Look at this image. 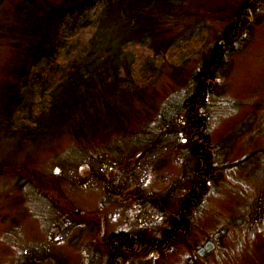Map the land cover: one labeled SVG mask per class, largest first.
I'll use <instances>...</instances> for the list:
<instances>
[{"label":"rangeland","instance_id":"rangeland-1","mask_svg":"<svg viewBox=\"0 0 264 264\" xmlns=\"http://www.w3.org/2000/svg\"><path fill=\"white\" fill-rule=\"evenodd\" d=\"M62 1L0 0V264H264V0H159L140 15L137 0H115L101 19V3L83 12L105 30L101 78L105 65L117 67L112 73L132 75L140 91L105 94L110 107L70 124L53 109L94 106V83L54 102L53 85L27 105L8 99L50 84L44 76L28 85L30 47L46 29L44 11ZM234 23L239 38L211 67L197 109L214 180L198 197L189 232L166 241L170 216L207 174L189 153L185 100ZM169 120L176 131L166 130ZM112 234L147 245L110 243Z\"/></svg>","mask_w":264,"mask_h":264},{"label":"trees","instance_id":"trees-1","mask_svg":"<svg viewBox=\"0 0 264 264\" xmlns=\"http://www.w3.org/2000/svg\"><path fill=\"white\" fill-rule=\"evenodd\" d=\"M137 1L139 2L138 5H142V8H136L137 6L135 7V10L138 11L137 14L140 15L142 14V12H146V9L150 8V6L154 2H157L159 0ZM159 2L165 4L166 2L171 3V0H160ZM98 3H101V5L96 10L97 13H101L98 19H101V17H103V14L114 10L112 6L115 3V0H63L60 5L58 4L57 6L50 9V11H44L45 18L47 19H45L44 23L46 29L38 37L35 45L33 47H30L33 55L31 58L32 62L30 64V67L28 68V70L31 69V72L29 78H27V81L28 85L31 83L33 87L38 85V80H40L44 76L51 82L47 86H42L40 91H34L33 93L32 91L27 92L26 90H29V88H27L25 89L26 93H17V95H15L14 97L8 98L9 101L13 102V99H17V104L21 103V106L22 104L27 105L28 101L33 98L31 95L36 94V96H42L41 99H43L45 92L48 91L50 89V86L53 85L54 87L50 90L49 97L51 96L50 101L52 100L54 102L55 99L53 96L55 94L56 100L58 97H61L63 99L64 94L68 95L70 93H76L80 90V88L87 84L85 86L87 87L85 90L86 93V91L89 89V84L93 86L94 83V90L97 93L100 92L101 94V97L96 96L95 98H93L94 106H90L89 109L85 110V107L78 108L74 105H62V107H57L56 105V108L53 109L57 112L61 110L59 111L60 120L66 116L64 123L70 124L71 121L78 120L80 117L84 116L86 112L90 111L93 113L94 118L96 119V112L99 113L105 106L110 107L112 104L104 99L105 94H107V96L118 93L122 94L120 92H127L126 89L130 88V86L133 85H135V92H138L140 86L138 87V85L136 84L139 83L135 82V79L132 75L130 76V74H126L124 76H121L118 72L112 73V71L114 72L117 67L105 65L106 68H103L107 71L108 76H105L104 79H102L100 71L97 70L96 64L101 58V55L105 53V30L102 28V23L98 19L95 21H87L86 18L83 17V12L95 7V5H97ZM246 8L248 7L245 6L244 9ZM140 9H143L142 12L140 11ZM19 10L20 13H23L21 9ZM32 16H34L32 12L26 13L22 18L24 20V23L25 18H27V20H30ZM240 17L242 16L240 13H238L237 20H239ZM235 23L234 25L231 24L229 26V29L226 31L227 34L224 35L226 48L222 50L220 48L221 45L215 47L211 53V59L209 58L205 61V63H203V71L201 70L202 72L199 73L196 77L197 87L194 95L197 96V100H193L190 98L185 100L186 107H188V110H190V112L194 114L186 118V131L190 149L189 153L198 166L200 176L204 171L207 174L204 177V180H202V184L201 181H196L195 184H193V187L195 189L193 188V190L185 196L186 200L182 202L181 211H177L175 215L173 214L172 216H170L168 224L172 228L173 232H168V230L164 232V240L166 241H169V238H171L170 234L172 235L175 232L178 234L180 232L185 234L189 232V216L196 209V206L201 199H198V197L202 196L204 191L207 189L206 182H213L214 180L213 171L215 165L214 159H212V151H210L211 140L205 134V123L199 118L200 112L197 113V109H199V107L201 109V107L205 104L208 93L207 86L210 84L209 75L211 72V67L213 66L214 68L215 65H219L221 63L222 53L223 51L231 49L230 43L234 40V36L236 39L239 38V30L236 29L238 28V25H236ZM239 23L240 21L237 22V24ZM30 31L31 30H28L27 32ZM37 35V32L33 31V38ZM146 66L147 69H141L140 71L141 82H146L147 78H149V65ZM97 78L100 80V83L94 81ZM24 86L27 85L20 84L18 89L20 88L21 91H24ZM211 86L213 87V85ZM58 90L62 91V93L56 92ZM102 96L104 97L102 98ZM74 97H76V95H71L65 99L69 101ZM82 100L83 99H81V101ZM64 103L65 102H62V104ZM16 118H18L19 120L22 119V117ZM30 118L32 119V117ZM172 126H174V128ZM170 127H172L174 131H176L178 128L169 120L166 130H170ZM192 133H195V135L193 136ZM200 176L198 178H200ZM222 235L223 233H219L216 236V243H218L217 245L220 244ZM109 237L110 238H108V241L110 243L112 242V237L115 240V243L122 244L123 247H129L128 241L130 242V239H132L128 235L125 236V234H112ZM131 241L133 242V246L137 245V243L138 246L147 245L144 244V242H136V239H132ZM150 244L152 245V248H155L158 243L156 242L152 244L150 242ZM213 249L214 247L204 250L205 256H209L208 254L212 252ZM138 254H142V252Z\"/></svg>","mask_w":264,"mask_h":264},{"label":"bare ground","instance_id":"bare-ground-1","mask_svg":"<svg viewBox=\"0 0 264 264\" xmlns=\"http://www.w3.org/2000/svg\"><path fill=\"white\" fill-rule=\"evenodd\" d=\"M190 99H193V100H197V96H195V95H192L191 97H190ZM197 102V101H196ZM195 111V110H194ZM191 114H193L192 112H191ZM194 115V114H193ZM189 115H188V113L186 114V118L188 117ZM202 121H203V119H202V116L200 115V117H199ZM192 135L194 136L195 135V133H192ZM211 146V145H210ZM214 152V151H213ZM210 248H212V247H210Z\"/></svg>","mask_w":264,"mask_h":264},{"label":"flooded vegetation","instance_id":"flooded-vegetation-1","mask_svg":"<svg viewBox=\"0 0 264 264\" xmlns=\"http://www.w3.org/2000/svg\"><path fill=\"white\" fill-rule=\"evenodd\" d=\"M234 41L236 40V38H235V36H234ZM224 43V42H223ZM226 43V42H225ZM229 43V42H228ZM227 51V50H226ZM223 52H225V51H223ZM210 59H211V57H209ZM206 61V60H205ZM205 61H204V63H205ZM204 67V65L202 66V68ZM102 236V235H101Z\"/></svg>","mask_w":264,"mask_h":264}]
</instances>
